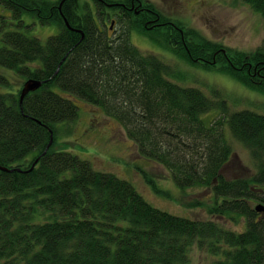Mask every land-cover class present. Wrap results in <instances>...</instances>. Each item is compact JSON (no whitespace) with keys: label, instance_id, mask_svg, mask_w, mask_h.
Returning a JSON list of instances; mask_svg holds the SVG:
<instances>
[{"label":"trees","instance_id":"16d2710c","mask_svg":"<svg viewBox=\"0 0 264 264\" xmlns=\"http://www.w3.org/2000/svg\"><path fill=\"white\" fill-rule=\"evenodd\" d=\"M90 1L0 0L17 26L26 27L28 15L58 31L42 42L1 30L6 21L0 18V69L42 82L20 102L22 87L8 89L0 75L7 88L0 92V167L25 171L0 170V264H190L193 250L209 254V264H264V217L249 205L264 203V115L229 112L218 91L210 97L182 86L180 71L140 51L130 35L150 38L188 65L222 72L261 95L263 54L223 51L145 3V19L126 15L113 37L102 28L104 11L119 2ZM242 1L264 17V0ZM148 18L159 25L146 28ZM74 99L115 120L139 156L160 165L179 189H209L207 212L242 218L244 230L161 211L130 182L56 149L57 124L78 118ZM215 110L216 119H205ZM225 129L247 148L253 173L223 174L233 157Z\"/></svg>","mask_w":264,"mask_h":264},{"label":"rangeland","instance_id":"374dc122","mask_svg":"<svg viewBox=\"0 0 264 264\" xmlns=\"http://www.w3.org/2000/svg\"><path fill=\"white\" fill-rule=\"evenodd\" d=\"M82 1L91 5L90 0ZM113 1L124 2L125 0ZM136 1L151 4L163 19L180 21L195 38L216 44L223 51L225 49L245 54L258 52L264 56V17L255 13L242 0ZM118 9L104 11L105 26L102 25V28H108L107 33L113 37L116 36L122 20L127 19L120 16ZM1 17H4L6 21L5 27L1 30H17L27 36L38 38L42 42L58 32L55 26H42L28 15L22 18L26 27H19L17 21L11 18L9 11L0 6ZM130 41L140 51L160 56L174 70L180 71L183 79L176 81L182 86L198 88L210 97H213V90L221 93L222 98L218 99L222 100L223 97L226 99L229 112L247 109L264 115L263 94L240 85L222 72H216V70L207 72L193 65L190 66L178 55L168 50L164 51L145 36L132 33ZM166 45V48H172L171 45ZM0 75L8 79L10 84L8 89L16 90L23 85V80L12 72L8 73L7 70L0 69ZM6 90L7 88L0 86V92ZM56 91L62 93L58 89ZM74 101L78 108V118L73 124H57L56 149L69 151L80 159L88 161L95 170L111 173L130 182L147 203L161 211L193 220H213L234 232L244 230L242 218L237 220L229 217L217 218L207 212V209L212 206L209 189L202 187L179 189L160 165L139 156L135 145L126 138L123 128L115 120L108 118L94 106L78 99ZM218 114V110L212 111L205 116V119L210 122L216 119ZM225 138L233 150V157L222 169L223 174L231 178L245 177L253 173L254 169L247 148L234 139L226 129ZM148 181H152L154 186H151ZM259 204L264 206L263 202H251L249 205L254 209ZM257 213L264 217V213ZM211 262L210 255L204 251L193 250L190 254V264Z\"/></svg>","mask_w":264,"mask_h":264},{"label":"flooded vegetation","instance_id":"af4514ba","mask_svg":"<svg viewBox=\"0 0 264 264\" xmlns=\"http://www.w3.org/2000/svg\"><path fill=\"white\" fill-rule=\"evenodd\" d=\"M116 6L119 7L118 11L121 13L120 16H140L141 19L139 20H143V18L145 19V17L147 16L146 13H148V9L144 6H142L141 2H138L136 0H129V2H127V4L124 2H119L116 3ZM117 15V14H116ZM158 18L156 19H146L145 20V27L147 28L148 25L152 26H156L159 25L158 23H156L155 21H157Z\"/></svg>","mask_w":264,"mask_h":264},{"label":"water","instance_id":"95a60500","mask_svg":"<svg viewBox=\"0 0 264 264\" xmlns=\"http://www.w3.org/2000/svg\"><path fill=\"white\" fill-rule=\"evenodd\" d=\"M63 1V0H62ZM67 24V23H66ZM68 26V25H67ZM40 83L41 82H39V81H35V80H28V81H26L25 83H23V85H22V88H21V91H20V102L22 101V99L24 98V96L26 95V94H28L29 92H33V91H35L39 86H40ZM51 144V140H50V142H49V145ZM34 165V164H33ZM32 168H33V166H31V168L28 170V171H31L32 170ZM0 170L1 171H9V172H11V171H17V172H25V171H23V170H21V169H10V170H8V169H6V168H3V167H0ZM254 210L256 211V212H264V206L263 205H261V204H259V205H257L255 208H254Z\"/></svg>","mask_w":264,"mask_h":264},{"label":"bare ground","instance_id":"6f19581e","mask_svg":"<svg viewBox=\"0 0 264 264\" xmlns=\"http://www.w3.org/2000/svg\"><path fill=\"white\" fill-rule=\"evenodd\" d=\"M63 1H64V0H63ZM93 17H94V20H95V22H96L95 24H97V17H95L94 14L92 13V18H93ZM97 25H99V24H97ZM99 28H101V26H100ZM58 67H59V66H58ZM58 67H57V69H56L54 75L57 73V71H58ZM7 72L10 73L11 71L9 72V71L7 70ZM18 77H19V76H18ZM28 80H35V79H26V80H23V82L25 83V82L28 81ZM35 81H38V80H35ZM39 82H41V81H39ZM41 86H42V82L40 83V86H39L37 89H39ZM37 89H36V90H37Z\"/></svg>","mask_w":264,"mask_h":264}]
</instances>
